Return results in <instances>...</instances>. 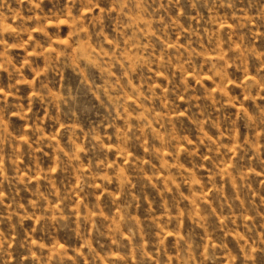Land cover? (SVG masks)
<instances>
[{"label":"rangeland","instance_id":"obj_1","mask_svg":"<svg viewBox=\"0 0 264 264\" xmlns=\"http://www.w3.org/2000/svg\"><path fill=\"white\" fill-rule=\"evenodd\" d=\"M0 264H264V0H0Z\"/></svg>","mask_w":264,"mask_h":264}]
</instances>
